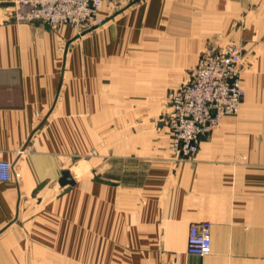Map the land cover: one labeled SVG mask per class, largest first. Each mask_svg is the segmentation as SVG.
<instances>
[{
	"label": "crops",
	"instance_id": "obj_1",
	"mask_svg": "<svg viewBox=\"0 0 264 264\" xmlns=\"http://www.w3.org/2000/svg\"><path fill=\"white\" fill-rule=\"evenodd\" d=\"M20 10L0 0V264H264V0H112L84 32ZM230 41L239 112L176 161L167 90Z\"/></svg>",
	"mask_w": 264,
	"mask_h": 264
},
{
	"label": "built area",
	"instance_id": "obj_2",
	"mask_svg": "<svg viewBox=\"0 0 264 264\" xmlns=\"http://www.w3.org/2000/svg\"><path fill=\"white\" fill-rule=\"evenodd\" d=\"M112 0H20V20L42 21L54 29L68 25L79 32L104 23L101 9ZM242 49L236 42L211 43L201 53L189 79L167 93L165 115L171 149L177 160L192 157L204 137L212 134L222 118L239 112L245 89L240 75ZM13 164L0 159V181L12 178ZM212 247V224L190 225L187 252L206 256Z\"/></svg>",
	"mask_w": 264,
	"mask_h": 264
},
{
	"label": "water",
	"instance_id": "obj_3",
	"mask_svg": "<svg viewBox=\"0 0 264 264\" xmlns=\"http://www.w3.org/2000/svg\"><path fill=\"white\" fill-rule=\"evenodd\" d=\"M60 183L63 185L74 183V180L69 171H64L62 177L60 178Z\"/></svg>",
	"mask_w": 264,
	"mask_h": 264
},
{
	"label": "rangeland",
	"instance_id": "obj_4",
	"mask_svg": "<svg viewBox=\"0 0 264 264\" xmlns=\"http://www.w3.org/2000/svg\"><path fill=\"white\" fill-rule=\"evenodd\" d=\"M203 51H204V50H203ZM192 68H193V67H192ZM187 77H188V76H186V79H187ZM188 78H189V77H188ZM186 79H185V80H186ZM185 80H184V81H185ZM185 82H186V81H185ZM179 86H180V85H178V86H170V87L168 88V90H167V93H168L169 90H171V89H175V88H177V87H179ZM166 104H167V107L169 108V105H168L167 102H166Z\"/></svg>",
	"mask_w": 264,
	"mask_h": 264
}]
</instances>
